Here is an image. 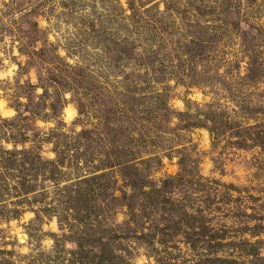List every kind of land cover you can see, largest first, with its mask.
Instances as JSON below:
<instances>
[{"label": "rangeland", "instance_id": "374dc122", "mask_svg": "<svg viewBox=\"0 0 264 264\" xmlns=\"http://www.w3.org/2000/svg\"><path fill=\"white\" fill-rule=\"evenodd\" d=\"M132 1L0 0V264H264V0Z\"/></svg>", "mask_w": 264, "mask_h": 264}, {"label": "trees", "instance_id": "16d2710c", "mask_svg": "<svg viewBox=\"0 0 264 264\" xmlns=\"http://www.w3.org/2000/svg\"><path fill=\"white\" fill-rule=\"evenodd\" d=\"M128 7H129V9H131V10H133L134 8H135V3L132 1V0H128ZM228 127V125L226 126V128ZM208 131L211 133V135H213L214 136V134H215V132H216V130L214 129V128H210V129H208ZM217 135H215V137H216ZM46 165H48L49 164V162H46L45 163ZM216 238V237H215ZM217 239V238H216ZM206 241V240H205ZM214 241V237H212L211 239H208L207 240V242H209V243H212ZM217 242V244L219 245L220 243L218 242V241H216ZM193 244V243H192Z\"/></svg>", "mask_w": 264, "mask_h": 264}]
</instances>
